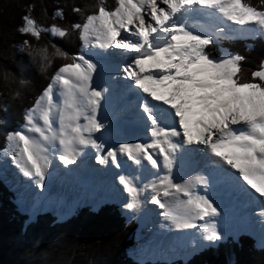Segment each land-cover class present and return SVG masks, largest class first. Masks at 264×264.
Instances as JSON below:
<instances>
[{"label":"snow or ice","instance_id":"1","mask_svg":"<svg viewBox=\"0 0 264 264\" xmlns=\"http://www.w3.org/2000/svg\"><path fill=\"white\" fill-rule=\"evenodd\" d=\"M115 4L108 8L106 0H98L83 23L71 26L79 33L81 52L70 56L52 45L57 57L70 62L58 67L26 109L24 123L7 132L5 154L41 188L54 154L69 165L91 147L101 165L110 162L120 168L126 157L138 171H146L147 162L156 170L150 173L151 181L141 183L140 175L119 176L127 193L124 208L138 211L145 193H150V202L163 209L161 215L175 228L199 229L203 242L221 241L225 237L215 219L220 216L218 207L196 190L198 185L207 189L208 178L178 179L175 163L186 146H203L222 179L264 197V62L251 73L252 81H244L239 74L245 57L216 60L206 51L217 39L232 38L230 33L237 31L232 25L264 35V0L259 5L247 0H115ZM23 20L19 31L37 40L42 32L68 35L56 25L38 26L30 15ZM24 43L33 48L42 69L52 64L47 44ZM113 50L128 59L116 66L111 80L123 78L125 90L134 93L136 122L147 142L137 138L109 147L96 137L110 128L111 122L100 116L110 89L96 83L102 65L92 57Z\"/></svg>","mask_w":264,"mask_h":264},{"label":"trees","instance_id":"2","mask_svg":"<svg viewBox=\"0 0 264 264\" xmlns=\"http://www.w3.org/2000/svg\"><path fill=\"white\" fill-rule=\"evenodd\" d=\"M98 0H0V108L11 101L31 106L58 67L69 60L54 54L56 45L71 56L80 52L78 31L71 26L83 23L96 10ZM259 5L260 0H247ZM115 0H106L114 8ZM81 8L82 12L73 9ZM62 13L58 15L57 13ZM30 15L43 28L56 25L67 29L61 38L42 32L37 40L19 31L23 17ZM47 44L52 64L42 69L33 48ZM210 56L221 50L245 57L241 62V80L252 81L251 73L264 62V37L221 38L208 46ZM258 82V80L256 81ZM0 123V149L5 145L6 128ZM12 192L0 179V264H139L127 254L136 218L128 222L117 205L105 201L97 208L76 209L74 215L57 222L51 212L36 214L33 222L18 214ZM250 234L238 231L234 237L195 249L191 257L170 262L145 261L140 264H264V246L257 248Z\"/></svg>","mask_w":264,"mask_h":264},{"label":"rangeland","instance_id":"3","mask_svg":"<svg viewBox=\"0 0 264 264\" xmlns=\"http://www.w3.org/2000/svg\"><path fill=\"white\" fill-rule=\"evenodd\" d=\"M24 24V23H23ZM23 26V25H21ZM20 26V27H21ZM239 27V26H238ZM49 28V27H48ZM233 29H235L234 26H232ZM240 28V27H239ZM238 28V29H239ZM51 34V33H50ZM232 38H241L244 36H251L252 38H254V36L256 35H260V34H255V33H251V32H234V33H230ZM262 37H264V35H260ZM226 39V38H225ZM218 40V39H217ZM216 40V41H217ZM215 41V42H216ZM212 48V47H211ZM211 48L207 47V50H211ZM82 50V43L80 41V52ZM208 53V52H207ZM209 54V53H208ZM229 55H238L235 52H230V51H224L221 50V55L219 57H213V56H209L213 59L219 60L222 58H227ZM94 60H104L106 64H101L103 67V71L104 72V80L108 81V84H111V90H112V95L111 97H113L114 99V103H113V107L114 109H112V114H115L116 112H118L119 109H121L120 107L123 108V99L125 98V94H126V90L123 87L124 84H126L127 82L123 80V78H121L118 81H112L111 75H115V72H112L111 69V63H117L120 64L123 60L128 59V57L123 56L120 54L119 50H113L112 52H110L108 55L105 56H98V57H92ZM101 67V68H102ZM112 73V74H111ZM54 75V74H53ZM112 75V76H113ZM51 81V80H50ZM115 85H119V86H115ZM43 91V90H42ZM42 91L40 93H38V96L42 93ZM23 102L21 101H11L8 104L2 106V108H0V123L1 128H6L9 131H15L17 130L23 123H24V115H25V111L26 109L30 108L31 106H24L23 108H21V106ZM133 103V102H132ZM131 103V104H132ZM122 110V109H121ZM136 111V110H135ZM109 113L107 115V119L110 121L109 118ZM111 127V124H110ZM112 129V127L110 128ZM132 131H137L133 128H129ZM7 134V133H6ZM135 135L132 137L134 138ZM137 138L140 137H136L135 140ZM134 140V139H132ZM6 139H5V145L2 146V148L0 149V179L2 180V182L5 185V188L9 189L12 192V201L15 204L16 210L18 212V214H23L26 216V220L28 222H33L34 219L36 218V214L39 213H48L51 212L53 216H55L56 221L57 222H61L66 220L67 218H69L70 216L75 214L76 209L81 208L82 206L84 207H93V208H98L102 202L105 201H110L111 204H115L118 206V208L120 209L121 213L124 216V219L128 222V220H131V218H136V227L135 229L132 231L131 234V244H129L127 246V254L134 259L136 262L140 263L146 254V260H149L148 258H150V252H148L152 247H158L161 246L164 247L165 240H171L173 235H169L168 237H166L167 234L171 233L172 229L174 228L173 225L171 224L170 221H168L164 216L161 215V212L163 211V209H160L157 205L152 204L150 202V193H145L144 196V203L142 205V207L138 210V211H132V210H127L124 208V200H120V197L117 194V192L121 191V187L118 184H114L112 187L109 186L108 187V191L110 192L108 193H102V194H97L94 193V196H86V200L85 201H78L80 200V196L77 198V201L75 204V206L73 207V211L71 213V215L67 214V213H62V212H58L57 210H55V208L53 207V204H48L47 207L44 206V204H41L39 202L33 204V201H35L37 199V197H31V199L29 198L27 201H25L24 199H21L19 196V194H24V193H18V189H25L24 187V183L22 182H15L14 184H12L13 182V173L14 172H9L7 171V173H10L11 176H8L7 173L2 171V165H3V154H4V149L6 147ZM202 146H189L187 149V155H188V159H187V166L184 167V171L180 172V175H178V179H187L189 176H196L199 175L198 172H200L202 176H205L208 179V187L207 189L204 188V186L202 185H198L197 186V191L199 192L200 195H208L210 199H212L215 203V205L218 207V210L221 213H227V211H231V202L230 204L228 203H224L223 205L220 204V199H222L221 195H218V191H215L213 193V190H217L216 186H214V189L212 188V186H210V178H212V175L210 174L211 171L214 170L213 166L208 167L206 170V172L204 170H198L197 168L199 167L198 162H197V158L200 156V150H201ZM90 148V147H89ZM94 151V153L96 154V151L94 149H92ZM182 153V152H181ZM181 153L179 155H181ZM179 157V156H178ZM81 161V158L79 159ZM78 160V157L76 159V164H80ZM11 159H8V162H10ZM79 162V163H77ZM82 162V161H81ZM58 164V167H57ZM60 164V166H59ZM198 166V167H197ZM70 165H64L61 161L59 163L56 162L55 164H52L49 166V169H51L52 173V178H54L56 181H61L63 180L67 185L69 182L68 177L70 176V179L73 178V175L69 172L67 173V171L69 170ZM90 166H88L89 168ZM6 168L11 169L14 168L10 163H8V165H6ZM90 169V168H89ZM88 169V170H89ZM100 169V168H99ZM195 170V171H194ZM196 170H198L196 172ZM209 170V171H207ZM230 170V169H229ZM91 169L89 170V172L91 173ZM103 171V170H101ZM232 171V170H230ZM107 172V171H106ZM145 172V171H142ZM152 172V170H148L147 174L145 176L142 177L141 182L142 183H147L149 181H151L153 179V176L150 175V173ZM189 172V173H188ZM195 172V173H194ZM100 173V171H99ZM146 173V172H145ZM204 173V174H202ZM107 175H110V172L107 173ZM21 177V175H18ZM216 178V176L214 177ZM230 183V181L227 180H223V186L225 187L226 184ZM233 182H231L230 184L233 186V189L230 190L231 191V195L233 200H234V207H235V213L236 216L234 219H229L226 218L222 221H218V227L219 230L224 234V237L226 238L227 236L230 237H234V235H236V233L238 231H244L245 233H249L250 236H252L255 239V242L257 243L258 246H262L260 245V240L258 239L257 236V229H254L255 225H257V222H259V219L261 216L259 209H255L254 205L256 204L259 205V202H261L259 199L263 198L260 197L259 194L258 195H254L253 191L251 189H248L247 186L245 185L244 189H241L239 187H237ZM210 188V189H209ZM213 189V190H212ZM98 190V189H95ZM211 191V192H210ZM251 193V195L249 194ZM115 194V195H114ZM223 195H225L224 190H223ZM82 196V195H81ZM25 198V197H23ZM26 199V198H25ZM258 199V200H257ZM24 200V201H23ZM40 199H38L39 201ZM57 200V199H56ZM57 201H60V199L58 198ZM32 204L35 205V209L36 211H34L32 209ZM58 204H60V202H58ZM148 216H150V218H148ZM146 219V222L144 224H142V220ZM198 222H203V221H198ZM142 226V228H141ZM168 226V227H166ZM157 236H160L162 238V240L160 242H156V240L158 239ZM143 241H147L148 245L144 248H141L139 246H141V244L143 243ZM155 243V244H153ZM207 242H204L202 244H200V246H193L192 251H194V249L196 248H200L204 245H207ZM264 246V245H263ZM163 249V248H162ZM165 250V249H163ZM168 251V250H166ZM138 254L141 255L142 258L137 257ZM182 256V255H180ZM169 259L173 258L170 257V255L167 256ZM185 257V256H184ZM182 257V258H184ZM160 259L162 262H166L169 259ZM177 258V257H176ZM145 260V261H146ZM158 260V259H155ZM149 261H153V260H149Z\"/></svg>","mask_w":264,"mask_h":264},{"label":"bare ground","instance_id":"4","mask_svg":"<svg viewBox=\"0 0 264 264\" xmlns=\"http://www.w3.org/2000/svg\"><path fill=\"white\" fill-rule=\"evenodd\" d=\"M163 6V5H162ZM235 27V29H237L236 32L240 31L237 25H232ZM240 32H248V31H240ZM96 51H99L98 49ZM99 61V60H98ZM100 64H106L104 60L100 59ZM111 69L112 72H115L117 63H111ZM102 68H100L96 74V83L100 86V87H109L110 91L108 93V95L106 96V98L102 101V107L100 109V116L102 119L107 118L108 113L109 118H110V122H111V127L112 129L109 128V130L107 132H102V133H97L96 137L98 139H104L106 140L107 144L109 147L114 146V145H118L119 143L122 142H135V138L136 137H140V139L142 140V142H147L146 140V133L144 132V130L137 124L136 122V118H135V110L134 111H129L128 116H132L131 119H128L126 117H117V113L112 114V109H114L113 107V103H114V99L112 95V90H111V84H108V81H105L104 78V72L102 70ZM112 74V73H111ZM113 75V74H112ZM111 75V77H112ZM109 77V78H111ZM132 97V100L135 99V95L134 93L131 94L130 99ZM126 102V103H124ZM132 101L129 100L128 95H125V98L123 99V107L124 109H126V104L130 103ZM122 108V107H121ZM123 109V110H124ZM129 128H133L137 131H132ZM135 135L134 138H132ZM134 139V140H132ZM189 146H186V150L182 151L181 155H179V157L176 160L175 163V172L178 175H180V172L184 171V167L187 166V159H188V155H187V149ZM197 147V146H194ZM58 154H54L53 158L51 159V163L55 164L56 162L60 160L57 158ZM3 159V165H2V171L7 173V171L14 172L12 178L14 179L12 184H14L15 182H22L24 183V187L25 189H18V193H24V194H19V196H21V199H24L25 201H27L29 198L31 199V197H37V199L34 202L37 203H41L44 204V206L47 207L48 204H53V207L55 208V210H57L58 212H62V213H67L68 215L72 213L73 211V207L76 205L75 203L78 201H85L87 198L86 196H94V193L97 194H102V193H110L108 190L109 186H113L114 184H118L121 187V191L117 192L116 195H118L120 197V200H124V204L127 202V193L123 191V186L119 183V176L120 175H140L141 178L143 176H145L147 174L148 170H152V172H155L156 170L151 169L150 165H147V162H145L146 168L147 170L145 172L142 171H138L136 169V166L133 165L130 161H127L126 157L123 158L121 160V167L120 168H116L114 165H112L110 162L106 165H101L98 164L96 162V154L94 153V151L92 150V148L87 147L83 150V153L81 155L78 156V160L81 158V161L79 160L80 164H76V162L74 164H69V170L67 171V173L69 172V174L71 173L73 175V178L70 179V176L68 177L69 182L67 185L63 180L61 181H56L54 178H52V171L51 169H48L47 172V176L44 182V187L41 188L39 186H37L34 182L33 178H29V177H25L23 175V173L21 172V170L16 166V164L13 163L12 157L11 155H7L4 154L2 156ZM8 159H11V164L14 168L8 169L6 168V165H8ZM77 162V163H79ZM197 162L199 167L197 168L198 170H204L206 172L205 169H207L210 166L214 167V170L211 171V175L212 178H210V186H212V188L214 189V186H216L217 190H213V193L215 191H218V195H221L222 199H220V204H224V203H228L230 204L231 202V211H227V213H221L219 217L215 218L216 221H222L226 218L229 219H234L236 216L235 211V207H234V200L232 198L231 195V191L233 189V186L228 183L225 185V187L223 186V180L221 178V174L220 172L216 169V167L214 165L211 164V158L206 156V154L203 151V146L201 147L200 150V156L197 158ZM49 165V166H50ZM60 166V164H59ZM88 166H90L89 168L92 170L91 173L89 172V168ZM58 167V164H57ZM100 168V169H99ZM89 169V170H88ZM209 169V168H208ZM103 170V171H101ZM196 170V172L198 171ZM100 171V173H99ZM107 171V172H106ZM195 171V170H194ZM209 171V170H207ZM227 171H230L229 169ZM110 172V175H107V173ZM10 173H7L8 176H11ZM189 173V172H188ZM195 173V172H194ZM199 175L201 174L200 172H198ZM204 174V173H202ZM18 175H21L18 176ZM216 176V178H214ZM209 179V178H208ZM142 180V179H141ZM142 183V182H141ZM223 185H222V184ZM233 184V183H232ZM98 189V190H95ZM210 189V188H209ZM223 190L225 195H223ZM253 191L254 195H258L257 193ZM211 192V191H210ZM216 193V192H215ZM82 195V196H81ZM115 195V194H114ZM209 195V194H208ZM80 196V200L77 201V198ZM25 197V198H23ZM58 198L60 199V201H57ZM38 199H40L38 201ZM57 199V200H56ZM23 200V201H24ZM258 200V199H257ZM261 202H259V205L256 206V204L254 205L255 209H259L260 213L262 211H264V197L259 199ZM58 202H60V204H58ZM32 204V209L34 211H36L35 209V205ZM261 217L258 218L259 222H257V225H255L254 229H257V236L258 239L260 240V245H264V215H260ZM148 218H150V216H148ZM146 222V219L142 220V224H144ZM197 223H203V222H198ZM168 227V226H166ZM174 227V226H173ZM142 228V226H141ZM173 235L171 240H165V245L164 247L158 246L156 247H152L148 252H150V258H148L149 260H155V259H167L168 255H170V257H180V255H182V257H186L188 254L191 253V248H193V246H199L200 244L204 243L201 239H200V231L199 229H192V228H187V229H177V228H173L171 233L167 234L166 237H168L169 235ZM158 239L156 240V242H160L162 240V238L160 236H157ZM155 244V243H153ZM148 245L147 241H143V243L141 244V248H144ZM165 250H163V249ZM168 250V251H166ZM137 257H141L140 254H138ZM144 258L140 261H145L146 259V254L145 256H143ZM184 257V258H185ZM169 259V258H168Z\"/></svg>","mask_w":264,"mask_h":264}]
</instances>
